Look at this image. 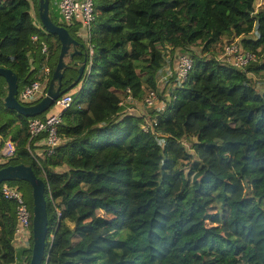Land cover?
<instances>
[{
  "label": "trees",
  "instance_id": "1",
  "mask_svg": "<svg viewBox=\"0 0 264 264\" xmlns=\"http://www.w3.org/2000/svg\"><path fill=\"white\" fill-rule=\"evenodd\" d=\"M254 1L93 0L90 70L62 110V142L40 160L45 175L26 147L31 116L3 105L0 75V131L16 144L0 167L31 164L45 182L42 264H264V81L255 80L264 78V62L238 67L217 58L231 41L264 52V8ZM49 13L85 50L81 26L64 24L51 0ZM178 49L190 51L184 79L163 70ZM59 50L38 0H0V66L16 72L18 90L43 80ZM82 57L68 60L63 87ZM162 70V107L139 114L133 102L120 104L127 88L135 98L143 88L157 91ZM146 116L155 119L149 130ZM14 181L31 209L30 184ZM117 218L120 226L111 223ZM16 227L15 203L0 189V264H28L33 240L17 250Z\"/></svg>",
  "mask_w": 264,
  "mask_h": 264
},
{
  "label": "built area",
  "instance_id": "2",
  "mask_svg": "<svg viewBox=\"0 0 264 264\" xmlns=\"http://www.w3.org/2000/svg\"><path fill=\"white\" fill-rule=\"evenodd\" d=\"M57 4V9L61 16V21L68 25L77 23L80 35L85 41L86 47V61L85 68L86 75L89 73L91 65V56L93 54V48L89 39V31L94 18V2L93 0H51ZM32 41L35 44L40 45V49L43 52L47 51V43L43 39H39L36 34L32 35ZM254 53L248 49L243 48L238 42L231 41L224 45L223 50L217 58L220 60L230 63L238 67H245L248 63H253ZM191 58L188 54L179 52L177 54V61L175 66V72L178 79H184L191 67ZM51 69L48 65L43 68V80L33 79L31 82L22 86L17 92V99L21 103H31L40 99L45 93V82L50 79ZM70 90L65 91L58 96L52 104H55L57 110L50 109L43 116H31L27 120L28 128V140L26 143L27 149L30 151L32 156L39 163L43 174V169L40 160L46 154L53 152L55 147L62 142V136L59 133L58 127L61 123L62 110L68 107L74 98V94ZM157 99L156 90H146L143 98L140 102L138 99L133 97L130 90L126 89V94L121 96L120 104H126L130 102L143 103L144 106H152ZM131 108L128 106L127 111ZM155 124V119H148L143 129L149 130ZM149 127V128H148ZM39 140L43 149L39 152L32 150V143ZM15 140L9 135H4L0 131V157L2 160H6L15 154ZM1 193L6 199L12 200L15 203L17 227L16 233L19 234V247L22 251L25 249L29 239L32 238V222L30 216L29 206L24 198L22 192L16 185H12L7 181H3L1 184ZM15 264H24L22 260H17Z\"/></svg>",
  "mask_w": 264,
  "mask_h": 264
},
{
  "label": "water",
  "instance_id": "3",
  "mask_svg": "<svg viewBox=\"0 0 264 264\" xmlns=\"http://www.w3.org/2000/svg\"><path fill=\"white\" fill-rule=\"evenodd\" d=\"M38 16L42 26L48 32L55 34L60 41L57 62L53 67L43 96L35 102L21 103L16 96L18 92V78L16 72L9 67L0 66V75L4 77L7 87V92L3 97V105L27 117L35 116L46 111L58 96L77 85L83 75L86 61L85 50L76 48L77 45L83 47V44L75 39L64 25L55 23L52 20L49 13V0H38ZM75 55L83 56L81 59L74 60V63L78 64L77 75L63 87V71L68 65V61H66L65 57L67 56L72 59ZM12 179L25 180L31 186L33 242L28 264H42L47 234L44 179L35 173L31 164L20 162L1 166L0 182Z\"/></svg>",
  "mask_w": 264,
  "mask_h": 264
},
{
  "label": "rangeland",
  "instance_id": "4",
  "mask_svg": "<svg viewBox=\"0 0 264 264\" xmlns=\"http://www.w3.org/2000/svg\"><path fill=\"white\" fill-rule=\"evenodd\" d=\"M254 3H255V5H256V7L258 8V7H261V8H264V0H255L254 1ZM52 5V4H51ZM50 5V6H51ZM31 9H32V11H33V15L35 16V11H34V9H33V6L31 7ZM225 39V38H224ZM199 49H200V47H198ZM189 49H192V50H194V49H196L194 46H190L189 47ZM189 49L188 50H180V49H178V50H175L172 54H169L168 53V55L166 56V65H165V67H164V69L163 70H165V71H171V72H173L174 71V69H175V66H176V61H177V54L179 53V52H182V53H186V54H189ZM221 52H218L217 53V55L219 56V54H220ZM254 60H252V62H253V64H258V63H262V62H264V52H262V53H260V54H255L254 55ZM65 59H66V61H68V57L66 56L65 57ZM163 70H162V72L160 73V75H158V80H157V84H158V87H157V91H156V93H157V99H156V101L154 102V104L152 105V106H144V104L143 103H141V104H139V103H137V102H133L132 103V105L134 106V109H136V112H146L149 108H152V109H155V108H158V107H162L163 105H164V100L161 98V96L162 95H164V93L166 94L167 93V86H165V76H166V74H165V71L163 72ZM85 74H86V71H84V73H83V75H82V77H81V79H80V81H79V83L77 84V85H75L74 87H72L71 89H69L70 91H72V92H77L78 90H79V88L78 87H81L82 86V84H83V81H84V79H85ZM43 75V74H42ZM255 80L257 81V83L258 84H261L262 83V81H264V78L262 77V75L260 74V75H257V76H255ZM165 86V87H164ZM78 88V89H77ZM145 92H146V89H144L143 88V91H142V94H141V96L140 97H138L137 99H138V102H140V100H141V98H143V96H144V94H145ZM50 109H52V110H57V107H56V105L55 104H52L47 110H46V112L47 111H49ZM45 112V111H44ZM41 114V113H40ZM184 114H185V112L183 111V110H181V112H179L178 113V117H177V125L178 124H180L182 121H183V119H184ZM146 121H148V117L146 116L145 118H144V120H143V123L141 124V126H143L144 127V125H145V123H146ZM9 134H11V133H9ZM181 139H182V141H184L185 143H187V145H190V143H189V141L184 137V135H181ZM191 139L192 140H194V137H191ZM14 180H16V179H12V180H9L10 182H11V184L12 185H16L15 183H16V181H14ZM23 181H25V180H23ZM27 182V181H26ZM211 198V197H215V195L213 194V195H209V196H207V198ZM25 198V197H24ZM26 200V199H25ZM219 200V199H218ZM30 210H32V204H31V209ZM111 223L113 224V225H115V226H120V222H119V219L117 218V219H112L111 220Z\"/></svg>",
  "mask_w": 264,
  "mask_h": 264
},
{
  "label": "crops",
  "instance_id": "5",
  "mask_svg": "<svg viewBox=\"0 0 264 264\" xmlns=\"http://www.w3.org/2000/svg\"><path fill=\"white\" fill-rule=\"evenodd\" d=\"M54 10H55V7H54ZM56 11V10H55ZM57 13V12H56ZM34 21H36L38 23V20H37V17L34 16L33 17ZM74 58V57H73ZM78 59H81V58H76L75 60H78ZM68 60H70V58L68 57ZM49 82V81H48ZM80 88V87H78ZM77 88V89H78ZM139 114H142L143 112H138ZM10 137H12V133L11 134H8ZM43 149V147L41 146V143L39 140H36L35 142L32 143V150L33 151H36V152H39ZM13 245L14 247H16L17 250H20V247L18 246L19 245V242H16V240H13Z\"/></svg>",
  "mask_w": 264,
  "mask_h": 264
}]
</instances>
